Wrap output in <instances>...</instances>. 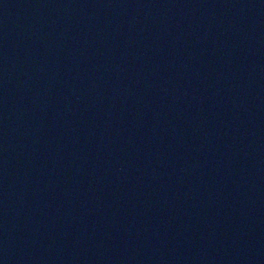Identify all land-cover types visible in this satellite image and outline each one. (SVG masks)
<instances>
[{
  "label": "water",
  "instance_id": "obj_1",
  "mask_svg": "<svg viewBox=\"0 0 264 264\" xmlns=\"http://www.w3.org/2000/svg\"><path fill=\"white\" fill-rule=\"evenodd\" d=\"M0 264H264V0H0Z\"/></svg>",
  "mask_w": 264,
  "mask_h": 264
}]
</instances>
